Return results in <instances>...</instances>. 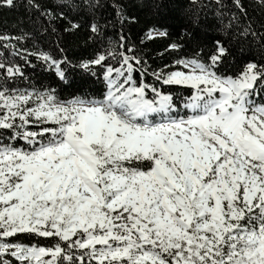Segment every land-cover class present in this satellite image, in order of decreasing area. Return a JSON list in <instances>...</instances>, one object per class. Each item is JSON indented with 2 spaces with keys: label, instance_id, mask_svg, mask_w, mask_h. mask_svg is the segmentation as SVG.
<instances>
[{
  "label": "snow or ice",
  "instance_id": "snow-or-ice-1",
  "mask_svg": "<svg viewBox=\"0 0 264 264\" xmlns=\"http://www.w3.org/2000/svg\"><path fill=\"white\" fill-rule=\"evenodd\" d=\"M124 40L70 98L0 62V264H264V66L219 74L218 43L150 71Z\"/></svg>",
  "mask_w": 264,
  "mask_h": 264
},
{
  "label": "trees",
  "instance_id": "trees-1",
  "mask_svg": "<svg viewBox=\"0 0 264 264\" xmlns=\"http://www.w3.org/2000/svg\"><path fill=\"white\" fill-rule=\"evenodd\" d=\"M236 2L39 0L38 11L30 0H14V6L0 8V35L12 38L0 41V62L21 68L23 79L12 81L17 88L55 89L61 98L95 93L104 87L100 69L81 65L101 52L122 51L123 35L124 44L134 48L150 71L195 54L207 58L219 43L227 50L217 65L219 74L238 75L248 63L264 66V0H239L245 13ZM71 23H78L79 29L69 31ZM92 25L100 31L93 33ZM173 44L178 47L172 49ZM41 54L60 62L63 80ZM146 82L156 83L150 74ZM156 86L174 97L187 94L179 86Z\"/></svg>",
  "mask_w": 264,
  "mask_h": 264
}]
</instances>
